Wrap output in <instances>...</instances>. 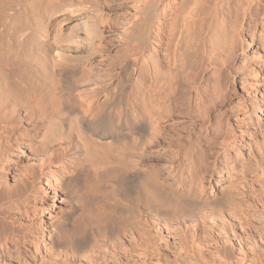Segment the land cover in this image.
I'll return each instance as SVG.
<instances>
[{
    "label": "bare ground",
    "instance_id": "1",
    "mask_svg": "<svg viewBox=\"0 0 264 264\" xmlns=\"http://www.w3.org/2000/svg\"><path fill=\"white\" fill-rule=\"evenodd\" d=\"M176 1L141 0L144 7L132 12L137 19L116 32L120 21L109 17L114 8L103 0H0V264L10 262L13 251L20 256L28 235L45 230L38 217L43 180L64 193L69 208L50 226L49 258L40 264H149L154 258L155 264H261L264 252L256 253L255 239L263 233L252 241L249 207L239 200L252 189L264 198V132L252 126L247 131L252 141H244L243 131L237 136L224 126L204 139L203 148L195 144L199 128H221L225 113L208 109L209 98L192 74L186 78L189 93L186 79L163 64L165 30ZM203 1L210 5L200 20L205 28L201 49L207 53L228 35L220 25L233 12L235 22L239 15L243 19L255 0ZM107 32L121 40L125 55L105 71L119 69L117 75L93 79L91 65L104 58L111 44ZM136 50H149V57L131 96L127 91L141 68ZM215 93L216 103L225 105V94ZM184 119L187 124L176 130V150L168 157L174 160L169 166L175 182L170 184L161 171L144 164L157 162L153 150L169 144L166 136ZM146 137L155 138L147 162L139 152ZM244 144L250 156L240 168L248 182L242 177L246 183L239 184L236 201L224 191L203 198L204 181L220 166L217 151ZM25 149L36 163L19 168L16 155ZM135 199L139 208L131 227L141 237L110 241L114 213H131L129 202ZM227 205L231 209L225 216ZM151 224L161 227L147 230ZM94 235L100 237L92 243ZM236 240L241 246L237 255ZM166 256L171 263H165Z\"/></svg>",
    "mask_w": 264,
    "mask_h": 264
},
{
    "label": "rangeland",
    "instance_id": "2",
    "mask_svg": "<svg viewBox=\"0 0 264 264\" xmlns=\"http://www.w3.org/2000/svg\"><path fill=\"white\" fill-rule=\"evenodd\" d=\"M103 1L104 3H107L109 6H112L114 8V11L108 14L109 17L115 18L118 22L120 21L118 23L119 27L116 28L117 30L120 28V30L117 31L115 29L116 32H123L124 30H126V27L130 26V23L135 21L138 17L134 16L132 12L137 11V9H139V6L142 7L143 5L144 7V3H140L141 0ZM218 1H221L222 5H225V3L228 2V0ZM239 1L240 0H229V2L232 3ZM176 3V9L174 13L170 15L171 18H169V22H167L168 25L165 30L164 55H166V57L163 64L164 66L169 65V68L172 69L174 74L178 77L182 76V79H186L189 73L192 74L193 78L195 79V83L199 87V90L202 91V93L205 92L206 94L204 93V96H208L207 99L209 98L207 101L209 105L208 109L214 114H216V111L218 109L226 114L220 116V125H222L221 128L220 126H216L215 124L212 125V128H208L207 125H204L198 130L197 140L193 139V141L195 140V144L203 148L205 141L204 139H210L213 134V136H215L217 133H219L218 131H220L224 126L229 127L230 129L233 128V131L235 134L237 133V136H240L241 134L239 135V133L243 131V136L245 137L244 141H248L247 139L252 141L250 138L251 135L247 136V133L251 132L252 126H259V129L264 132V0H255L251 7L252 9H250L249 12L246 13L243 19H241L242 16L239 15L236 22L234 21L235 19L233 17V12L231 14V17H229L228 23L224 22L225 24H227L220 25H224L221 28L225 27L224 33H228V35H225V37L227 38L224 37V39L227 41L225 42V40H223L222 43L218 42V44L216 45V47H218H215V50H210V52L207 53H203V49H201V38L205 34V28L204 26H201L202 22L200 20L206 17L210 5L208 3H204L203 0H177ZM170 19L172 20L170 21ZM216 20H214V23ZM216 22V25L220 23L219 20H217ZM235 24H238L239 26ZM234 25L236 26V28L238 27L237 32L233 31ZM107 35V37H109V39L111 40L112 45L110 44L104 55V58H96L95 62L92 64L94 66L91 65L90 68L92 70V77L94 76L93 79H96L95 77L99 78L100 76L108 77V75L111 74L117 75V71H119V69H116L111 74L106 73V69H108V67L111 65L113 66L118 62H122L125 55L123 53V43H121V40L117 38L116 34L107 32ZM219 44L221 46H219ZM135 52V57H137L136 62L142 69L139 68V72H137L138 74L133 76L131 80L130 89L127 91V94H130L131 96L133 95V91L136 88L135 81L138 79V76L143 74V70L145 69L144 67L147 66L146 59L149 57V50H145L142 54L138 50H136ZM104 63H107L109 65H105ZM103 66L106 68H104ZM120 66H118V68H120ZM102 72H105L106 74H103ZM187 80L188 79L185 80L184 84L187 83ZM116 83L117 81L113 82V87H115ZM185 86L186 90L188 89L187 91L190 93V84L187 83V85L185 84ZM218 89L222 93H224L227 98L225 105L224 103L218 105L219 101L218 103H216L217 100H215V92H217ZM167 91L168 89H166L165 92L167 93ZM188 96L190 97V95ZM242 117L243 119H241ZM184 123L187 124L185 119L182 120L181 125L177 126V128L173 129L171 132H169V130H171L170 127L165 129L169 132L166 136L169 144L166 143L163 149L159 150L157 148L153 150L157 152V155L153 157L157 162H155L154 160L144 164L145 168L151 170L153 169L156 172L161 171V174L167 177V183L169 182L170 184H173L175 182L170 170V166L174 163V160H171L170 158L168 159V157H170L171 152L176 150L174 148L175 146L173 145L177 142L178 133H176V130L184 126ZM153 140L151 137H146V140H144V144L139 151L142 159L146 162L148 161L147 158L149 157L148 146L152 144ZM26 151L27 149H25L24 152L19 151L16 155V160L19 163V168L21 166L25 167L32 164L34 165V163H36L35 161L33 162V160H30L29 156H27L28 151ZM217 152H215L214 155L217 153L216 156H219L218 161H220V166L216 170V172L213 173V175L208 176V178L204 181L205 189L203 192V198H217L219 197L220 192L224 191L227 193V195L229 194L228 196L232 200L235 199L236 201V191L241 187L239 184L248 182V180L246 181V176L243 175V169H241L240 167L245 163L247 156H250V150L248 149L247 144H244L240 147H229L223 151L220 150ZM159 153L161 155H158ZM12 161H14V159ZM67 161L68 160H64L63 163L68 168L71 167L70 169H73L71 161ZM58 167L56 165L55 168L57 169L55 170H58ZM242 177L245 178L246 182H244V178ZM8 181L9 183H11L12 175L9 176ZM44 182L45 180H43V182L41 183L43 192L41 193L40 197H42V199H38V201L42 203L38 217L39 220H41V222L45 224V230L41 231V233L40 231H36V234H34L35 237L33 235H28L27 238L30 239V241L22 247V249L20 250V256H17L16 251H13L10 254V256H12V262L7 261L5 264H40L42 261H44L43 258H45V260L46 258H49L48 252L50 251V248L48 242L49 232L51 231L50 226L54 221L63 218L62 216L68 212L69 204L64 196V193L48 188V186ZM254 191L256 192V190L254 189L248 191L249 194L247 195V198H242L243 201L241 199L239 201L241 202L243 207H249L248 217L252 221V232L254 233L252 241L256 240L255 242H257V244H263L261 247L259 245L256 246L255 243V247L257 248L256 253L258 254V252L260 251L258 255H261L264 252V210H261V208L264 207V198L260 193H252ZM137 202L138 200L136 199L134 200V202H129L131 203L129 204V207L133 211V213L132 211L131 213H127L126 210H122L123 213H121V209H118V211L120 212L118 213V211L115 209L116 212L114 213V218H112V220H114L115 222L111 221L110 226L112 227L108 225V227H110L112 230L110 231V241L114 242L118 241L119 239L125 240L128 237H141L142 234L136 233L131 227V223H133V220L135 219H133V217L138 213L139 203ZM225 208L226 206L222 209L224 215L226 211H229L231 209V205H227L226 210ZM39 220H35L33 223L31 222V226H33V229L38 228L37 222H39ZM24 221H27V219L23 220L22 222ZM256 225L258 226L256 227ZM160 227L161 224H151V227L147 228V230L159 229ZM257 232H262L263 234L260 233V235L257 234ZM259 235L260 239L259 237H257ZM95 236L96 235L93 236L94 240L92 241V243L96 242V240L99 239L98 237H100ZM254 236H256L258 240H254ZM34 240H37V244L34 243ZM234 243L235 245H237V248L235 247L236 249H234L235 255H237V253L240 254L239 251L241 252V248L239 247L241 246L237 244V240L234 241ZM46 253L48 254L47 257L45 255ZM176 253L177 252H175V254ZM209 257V254H207L208 261ZM259 258L262 260L261 264H263L264 254L262 256H259ZM155 259L156 258L151 259V261L148 260L149 264H155ZM171 259L169 258V256L164 257L165 263H171Z\"/></svg>",
    "mask_w": 264,
    "mask_h": 264
}]
</instances>
